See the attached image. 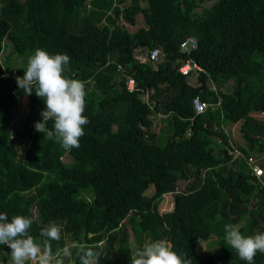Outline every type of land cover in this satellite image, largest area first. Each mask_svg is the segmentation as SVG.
<instances>
[{
  "label": "trees",
  "instance_id": "1",
  "mask_svg": "<svg viewBox=\"0 0 264 264\" xmlns=\"http://www.w3.org/2000/svg\"><path fill=\"white\" fill-rule=\"evenodd\" d=\"M138 15L143 25L129 31ZM188 37L196 48L182 55L178 46ZM7 48L0 59V213L31 218L37 242L43 226L58 224L53 251L86 243L99 264H131L138 246L157 239L192 264H247L226 244L223 227L264 232V187L248 161L255 156L263 167L264 0H0V55ZM37 48L67 54L65 76L85 82L90 123L71 151L35 130L44 102L16 84ZM152 49L160 51L154 67ZM141 51L147 61L136 58ZM185 60L192 85L176 70ZM195 97L207 104L198 115ZM22 109L10 136L8 124ZM154 115L165 121L157 135L149 130ZM237 122L242 145L233 147L224 128ZM18 140L29 143L22 159ZM228 149L238 152L234 159ZM165 194L172 209L160 214ZM210 238L217 248L200 254L198 244ZM75 251L72 264H79ZM10 253L0 245V264H11ZM254 261L264 264V253Z\"/></svg>",
  "mask_w": 264,
  "mask_h": 264
},
{
  "label": "clouds",
  "instance_id": "2",
  "mask_svg": "<svg viewBox=\"0 0 264 264\" xmlns=\"http://www.w3.org/2000/svg\"><path fill=\"white\" fill-rule=\"evenodd\" d=\"M158 56L159 61L160 51ZM69 63L70 57L67 54H49L37 48L27 59L23 77L16 78L18 88L26 95H32L34 92L44 102L45 109L40 113L42 121L35 123V130L43 133L44 139H54L66 151L79 148V140L85 134L84 126L90 123L83 115L87 95L85 82L65 76L66 66ZM156 63L149 62L152 67ZM141 99L146 103L145 95L141 96ZM49 121L52 122L51 129L48 127ZM255 158L252 156L251 159ZM261 160L263 167L256 163L255 165L264 169V158ZM249 165L251 167L253 164L249 163ZM249 175L255 177L251 171ZM263 177L264 172L261 177H255L262 187H264ZM216 219L220 220L221 217L218 215ZM32 223L31 218L23 215H13L9 220L7 213H0V245H6L11 250V264H72L73 247L76 248L75 255L79 264H99V253L86 243L53 251L51 242L59 241L62 231L54 222H49L40 229L39 236L42 239L37 242L29 232ZM223 231L226 244L247 264H255L254 258L257 252L264 253V232L245 236L237 225L231 223L224 224ZM172 247L166 239L147 240L135 249L131 264H192L191 258L178 255Z\"/></svg>",
  "mask_w": 264,
  "mask_h": 264
},
{
  "label": "rangeland",
  "instance_id": "3",
  "mask_svg": "<svg viewBox=\"0 0 264 264\" xmlns=\"http://www.w3.org/2000/svg\"><path fill=\"white\" fill-rule=\"evenodd\" d=\"M209 4L205 3L203 6H208ZM143 7V5H141ZM135 21H136V26L134 27H129L127 26L129 31H135L138 29V27L142 26L143 23L141 21V16L138 15L137 17H135ZM126 26V25H125ZM9 52V48H7L4 52H2V54L0 55V59H3ZM145 53L144 52H140L139 55H136V58L142 59L144 58ZM13 62L17 65L18 61H15V59H12ZM188 83L189 84H194V77H188ZM24 111L23 109L20 111H17L13 120L8 124V130L10 133V136H12L14 134L15 131H17L18 127H19V123L20 121L23 119L24 117ZM151 126H150V132L153 133L154 135H157L158 133H161V131L164 129V123L165 121L163 120V118H161L158 115H154L151 118ZM239 126L240 123L237 122L235 124H230L227 125L224 130L227 134H229L230 136V140L232 142V146L233 147H237L239 144H241V137L239 135ZM16 148L15 151L17 153V156L22 159L25 151L28 149L29 143L25 142V141H21L18 140L16 143ZM242 145V144H241ZM252 156V155H251ZM183 188V183L182 182H178L177 186H176V190L177 191H182ZM152 192L151 188H148L145 191V195L149 196ZM172 209V194H166L162 197V200L160 202V204L157 207V211L162 214V213H167L169 211H171ZM129 243L131 244V247L133 249H135L136 245L133 244L132 238H129ZM217 248V245L212 243V238H210L208 241L206 242H200L197 246V250L200 254L203 253H209L212 250H215Z\"/></svg>",
  "mask_w": 264,
  "mask_h": 264
},
{
  "label": "built area",
  "instance_id": "4",
  "mask_svg": "<svg viewBox=\"0 0 264 264\" xmlns=\"http://www.w3.org/2000/svg\"><path fill=\"white\" fill-rule=\"evenodd\" d=\"M196 48V41L193 37H188L186 39H184L178 46V52L182 55H188L190 51L194 50ZM159 55V51L158 49H152L147 57L148 62L150 63H156L158 61V56ZM117 69H119V67H117ZM193 69V65L191 64L190 61L185 60L183 62V64L179 65L177 67V71L181 74V75H185L187 76L189 74V72ZM133 80L132 79H128L127 83H126V89L128 91H132L133 90ZM192 104V108L194 111V114H200L204 111L205 107L207 106V104H203L201 103L196 97L192 99L191 101ZM227 154L234 157L235 154H237V152L234 149H228L227 150ZM264 158V152L261 156H259V160ZM251 164H253L251 166V172L252 175L255 176L256 178H259L263 175L264 169H262L261 167L255 165L254 160L249 159L248 160Z\"/></svg>",
  "mask_w": 264,
  "mask_h": 264
}]
</instances>
